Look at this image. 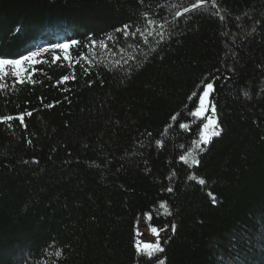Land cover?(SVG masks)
<instances>
[{
    "label": "trees",
    "instance_id": "trees-1",
    "mask_svg": "<svg viewBox=\"0 0 264 264\" xmlns=\"http://www.w3.org/2000/svg\"><path fill=\"white\" fill-rule=\"evenodd\" d=\"M211 1L0 0L4 58L127 53L0 79V118L24 115L0 122V264H264V0ZM209 82L223 131L204 144ZM144 226L164 248L150 260Z\"/></svg>",
    "mask_w": 264,
    "mask_h": 264
},
{
    "label": "snow or ice",
    "instance_id": "snow-or-ice-1",
    "mask_svg": "<svg viewBox=\"0 0 264 264\" xmlns=\"http://www.w3.org/2000/svg\"><path fill=\"white\" fill-rule=\"evenodd\" d=\"M203 0H195V2L192 4L193 8H196L199 6L200 3H202ZM212 3L215 4L216 0H212ZM185 12L189 11V8H185L184 9ZM128 25H124V29L127 30L128 29ZM117 31H120L119 29ZM137 31H140L139 29H137ZM256 29L253 28V32H255ZM79 42L76 40H71L69 42L66 43H62V44H56L53 45L54 49H58L61 52H65L68 53L70 52L71 48L75 45H77ZM95 43V41H93V44ZM47 51V50H45ZM38 53L37 52H30L28 55H22L20 56L19 59H9V58H4L3 56H0V79H3V77L9 75V69L11 70L12 75H14L15 77L19 78L21 76L22 73L26 72L27 69L25 67L26 63H33V62H38L36 61V57H37ZM64 60L66 61H70L72 58L70 55H65ZM54 59L59 60L60 57L57 55L54 57ZM85 71H87V69H85ZM63 79L65 81L68 80V76H64ZM20 83H23V80L19 81ZM4 85L0 84V88H3ZM206 90H204L202 92V95L199 97V110L196 112H192L191 114L194 116H204V114L208 111V108L206 106V102L211 103L210 101H208V98L210 96V91L214 90V86L213 83L209 82L206 84L205 86ZM248 93H245V96H247ZM214 99V98H213ZM51 105H48V107H50ZM211 111L213 113L216 112V107L214 104H212L211 106ZM31 112H28L27 115L31 116ZM13 119H18L20 121L21 124H24V115L21 114L18 117H13L11 115L0 118V122H4V121H11ZM175 119V117H174ZM8 127H12L11 124L7 125ZM180 128H184L185 125L184 124H180L179 125ZM205 128L210 129L211 133L210 135H202L201 136V140L204 144H207L209 142V140L213 137V136H220L221 132L223 131V129L219 126L218 121L215 118H208V123L207 125H205ZM219 129V130H217ZM30 143V141H29ZM201 151H203V149H201ZM182 160H185V162H187V158L182 156L181 157ZM193 164L198 163V161L196 159L192 160ZM189 179H196L195 176L189 177ZM198 183L203 185L205 184V180L204 179H198ZM167 191L171 192L172 188L169 187L167 189ZM168 215H171V212H168ZM171 230L172 233L174 234L176 232V225L173 223L171 225ZM153 233H156L157 236H159V232H157L156 228L152 229ZM161 231H166V229H161ZM168 239H170V237H168ZM137 251L138 252H146V256L147 258L150 260L152 257H154L157 253H163L164 252V248L161 246L160 240L157 239V241L152 244V243H147L143 245V248L140 247V245H137ZM155 264H164V261L162 259H158Z\"/></svg>",
    "mask_w": 264,
    "mask_h": 264
},
{
    "label": "rangeland",
    "instance_id": "rangeland-1",
    "mask_svg": "<svg viewBox=\"0 0 264 264\" xmlns=\"http://www.w3.org/2000/svg\"><path fill=\"white\" fill-rule=\"evenodd\" d=\"M210 3H212V1ZM63 43H66V42H63ZM59 44H62V43H59ZM75 47L76 46H73L70 52L68 53L61 52L58 49H54L53 46L38 49L37 51H35L38 53L36 57V61L38 62L26 63L25 67L27 71L22 73L19 78L12 75L10 69H9V74H11L14 78H16L17 81L26 80L30 76L29 70L32 69L36 64H38L41 58L46 54H51L55 63H61L62 65H66L71 69H74L75 66H79L82 69H88L90 67H94L97 65H103V66L118 65L121 61L127 58L126 50L122 47H119L115 43L114 40H110V39L101 41V42H95L94 44L93 42L88 44L85 48L84 53L80 56V58H77L73 52V48ZM57 55L60 57L59 60L54 59V57ZM65 55H70L72 59L70 61L64 60L63 57ZM204 90H206L205 87H204ZM208 101H209V98H208ZM206 106L209 111L208 102H206ZM208 111L204 114V116H198L199 118L205 119V123H204L205 125H207L209 117L214 118L211 115V113H208ZM205 125H204L203 135L205 134L210 135L211 130L205 128ZM157 239H159V236H157L156 233H153L152 229L146 226L140 228L138 231V244L140 245L141 248H143V245L147 243L154 244L157 241Z\"/></svg>",
    "mask_w": 264,
    "mask_h": 264
}]
</instances>
